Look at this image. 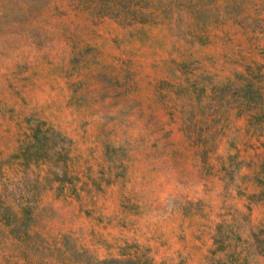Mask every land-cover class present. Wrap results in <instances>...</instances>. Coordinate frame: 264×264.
I'll return each instance as SVG.
<instances>
[{
    "label": "rangeland",
    "instance_id": "1",
    "mask_svg": "<svg viewBox=\"0 0 264 264\" xmlns=\"http://www.w3.org/2000/svg\"><path fill=\"white\" fill-rule=\"evenodd\" d=\"M263 229L264 0H0V264H264Z\"/></svg>",
    "mask_w": 264,
    "mask_h": 264
},
{
    "label": "trees",
    "instance_id": "2",
    "mask_svg": "<svg viewBox=\"0 0 264 264\" xmlns=\"http://www.w3.org/2000/svg\"><path fill=\"white\" fill-rule=\"evenodd\" d=\"M33 137H34V142H35L36 145H38V147H41V146H43L45 144L44 143L45 141L43 142V140H42L44 135H40V136L34 135ZM27 148L28 147H26L25 151H22V155L27 151ZM252 237H253L254 241L258 242V244H259L258 246H260V248H262V249H259V250H260L261 254L264 255V229L260 230V232L256 236L253 234ZM217 262H222V260L221 261L218 260Z\"/></svg>",
    "mask_w": 264,
    "mask_h": 264
}]
</instances>
